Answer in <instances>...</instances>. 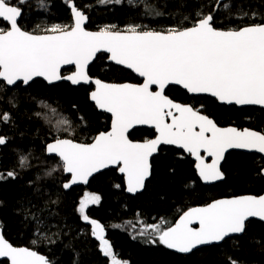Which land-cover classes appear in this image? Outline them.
<instances>
[{"label":"snow or ice","instance_id":"1","mask_svg":"<svg viewBox=\"0 0 264 264\" xmlns=\"http://www.w3.org/2000/svg\"><path fill=\"white\" fill-rule=\"evenodd\" d=\"M63 2L70 13V23L29 31L23 23L25 6L32 0H0V24L6 25L0 26V91L27 90L37 78L48 85L68 81L74 86H93L89 99L98 111L110 114V130L99 132L91 142L56 135L44 145L45 155L59 161V167H53L47 175L62 171L66 175L63 190L87 185L96 174L115 169L123 177V190L135 196L144 191L153 175V158L165 148L194 158L199 181L205 185L225 180L221 165L230 150L252 154L255 174L264 179V131L220 126L203 111V104L197 107L177 102L166 93L170 86H180L193 97L209 96L223 106L246 112L257 106L264 110V13L238 12L243 0H167L165 7L179 10L175 15L157 10L145 0ZM49 7L48 0H41V11ZM96 7L126 15L131 14L130 8H140L145 15L156 17L157 23L167 17V26L128 23L121 27L109 23L92 31L88 28L89 13ZM98 54H106L113 65L130 70L142 82L115 83L92 76L89 66ZM5 100L12 108L17 107L12 98L0 96V103ZM38 103L56 114V109L44 100ZM72 107L80 126L87 129V120L76 105ZM35 115L39 117L41 113ZM44 118L52 123L48 116ZM14 123L10 111L0 112V124ZM138 126L153 129L154 137L130 139ZM55 128L67 131L71 122L60 117ZM8 142L9 137L0 135V146ZM17 167H31L27 155L18 157ZM175 171L174 166L169 168V172ZM19 175L15 168L0 171V183L16 180ZM114 187L120 189L121 184ZM101 199L99 194L86 193L78 201V216L90 226V235L98 242L101 255L109 258L110 264H121L105 226L89 214L90 207L99 206ZM32 218L37 219L35 215ZM136 224H132L136 232L133 239L139 236L146 243L184 255L213 248L221 264H241L235 253L242 240L264 249V235L251 234L257 224L264 225V195L215 199L184 211L171 224L163 219L151 224L138 219ZM45 239L49 244L56 243L50 237ZM0 264L57 262L28 247L14 246L0 228ZM73 264H77L75 259Z\"/></svg>","mask_w":264,"mask_h":264},{"label":"trees","instance_id":"2","mask_svg":"<svg viewBox=\"0 0 264 264\" xmlns=\"http://www.w3.org/2000/svg\"><path fill=\"white\" fill-rule=\"evenodd\" d=\"M48 2V11L40 10L41 0H32L29 6H25V29L40 30L54 23L71 22L63 0ZM145 2L160 11L174 15L179 12L171 6L165 7L167 0ZM80 3H85V0H80ZM35 9L38 11L31 15ZM237 11L264 13V4L261 0H243V5ZM105 13L106 16L103 15ZM130 13L126 15L119 10L96 7L89 13L91 22L88 28L96 31L109 23L121 27L128 23H144L153 28L167 26V17L157 23L156 17L145 15L140 8H130ZM100 16L104 18H98ZM105 57L106 55H99L91 65L92 76L107 82L139 83L133 73L107 63ZM90 90L91 87H74L66 82L48 85L37 80L27 90L18 88L14 91H0V96L12 98L17 105L12 108L6 100L0 103V112L10 111L15 121L10 126L0 124V135L9 137V142L0 146V171L15 168L20 173L16 180L0 183V201L3 202L0 204V227L4 229L7 240L15 246L37 250L49 259H54L57 264H73L74 259L77 264H110L109 258L103 257L98 251V242L91 237L90 226L78 216V201L86 192H91L99 194L102 199L99 206L90 207V217L106 227L107 238L121 264L124 261L130 264H221V257L213 248L184 255L161 245L146 243L145 238L139 236L133 239L136 232L133 231L132 224H136L138 219H143L145 224L156 223L161 219L171 224L184 211L205 206L215 199L264 194V179L255 174L252 154L229 153L223 164L226 180L214 185H204L199 181L195 162L190 157L179 150L165 148L158 157L153 158V175L141 194L131 196L126 193L123 190V177L115 169L97 175L87 187L65 191L61 188L66 179L62 171L47 175L53 167H59V161L45 155L43 148L56 135L88 143L99 132L110 130V116L95 108L89 99ZM167 94L178 102L197 107L203 104V111L221 125L264 131V110L260 108L253 107L246 112L220 105L211 97L190 96L177 87L170 88ZM40 100L56 109V114L50 109L42 108L38 103ZM73 105L77 106L80 114L87 120V129L80 126ZM36 112H40L41 116H36ZM45 116L52 120L51 124L45 120ZM60 117H67L71 122V128L67 131L55 128L56 120ZM154 135V131L140 128L134 130L130 138L145 140ZM20 155L28 156L31 167L26 170L17 167ZM173 166L176 168L175 173L169 172V168ZM117 183L121 184L120 189L114 187ZM137 213L140 214L139 217ZM33 215L37 219H33ZM114 225L121 227L116 228ZM136 227L139 229L140 225L136 224ZM251 234L264 235V225L257 224ZM45 237L56 240V243L49 244ZM33 240L37 243L33 244ZM235 256L241 264H264V249L248 240L241 241V248Z\"/></svg>","mask_w":264,"mask_h":264},{"label":"water","instance_id":"3","mask_svg":"<svg viewBox=\"0 0 264 264\" xmlns=\"http://www.w3.org/2000/svg\"><path fill=\"white\" fill-rule=\"evenodd\" d=\"M89 26V25H88ZM90 30V29H89ZM92 31H95V30H92ZM99 55H101V54H98V56ZM106 55V54H105ZM96 61V60H95ZM95 61H93V63L95 62ZM108 62L110 63V64H112L109 60H108ZM93 63L91 64V65H93ZM91 65L89 66V67H91ZM67 67H70V66H67ZM117 67H119V66H117ZM127 71H130V70H127ZM131 72V71H130ZM131 73H133V72H131ZM136 77H137V79L139 80V83H141L142 82V78H140V77H138L135 73H133ZM37 80H42L43 81V79L42 78H37ZM36 80V81H37ZM45 82V81H44ZM62 82H66V83H69V84H71L70 82H68V81H60V82H57V83H55V84H59V83H62ZM34 83V82H33ZM126 83H130V82H126ZM55 84H53V85H55ZM136 84H138V83H136ZM72 85V84H71ZM72 86H74V85H72ZM81 86H83V85H81ZM74 87H79V86H74ZM87 87H93V86H87ZM171 87H177V88H180L181 90H183V91H185L184 89H182L180 86H170L168 89H166V93L168 92V90L171 88ZM186 92V91H185ZM168 95V94H167ZM169 96V95H168ZM191 96V95H190ZM170 97V96H169ZM200 97V96H199ZM204 97V96H203ZM206 97H209V96H206ZM171 98V97H170ZM212 98V97H211ZM91 101V100H90ZM176 101V100H175ZM92 102V101H91ZM178 102V101H177ZM93 103V102H92ZM94 104V103H93ZM256 108H259L258 106L256 107ZM99 112H101V111H99ZM103 113V112H102ZM104 114H107V113H104ZM107 115H109L110 116V114H107ZM233 126V125H232ZM237 127V126H236ZM140 128H146V129H149V130H153V129H151V128H148L147 126H138L136 129H140ZM136 129H133L132 130V132L134 131V130H136ZM154 131V130H153ZM131 132V133H132ZM130 133V134H131ZM131 139V138H130ZM133 141H143V140H133ZM231 152H244V151H241V150H230L228 153H226V157H227V155L229 154V153H231ZM245 153H247V152H245ZM226 157H225V160H226ZM155 158V157H154ZM191 158V157H190ZM193 161H194V158H191ZM211 158H209V160H210ZM225 160L222 162V165H221V167L223 168V164H224V162H225ZM195 162V161H194ZM107 170H110V169H107ZM107 170H104V171H102L101 173H103V172H105V171H107ZM223 170V169H222ZM101 173H98V174H96L94 177H96L97 175H99V174H101ZM93 177V178H94ZM226 177V176H225ZM92 178V179H93ZM91 179V180H92ZM151 179V178H150ZM149 179V180H150ZM91 180L89 181V183L91 182ZM225 180H226V178H225ZM224 180V181H225ZM148 182V181H147ZM147 182H146V184H147ZM221 182H223V181H220V182H217V183H215V184H218V183H221ZM89 183L87 184V185H78V186H74L73 188H75V187H87L88 185H89ZM205 185V184H204ZM214 185V184H213ZM145 188H146V185H145ZM71 190V189H70ZM68 191V190H67ZM144 191H145V189H144ZM143 191V192H144ZM143 192H141V193H143ZM141 193H137L136 195H138V194H141ZM129 195H131V194H129ZM135 195V196H136ZM262 195H264V194H262ZM131 196H133V195H131ZM229 198H231V197H229ZM222 199V198H221ZM199 207H201V206H199ZM194 227H196V225H194ZM1 228V227H0ZM106 228V227H105ZM2 230H3V234H4V229L2 228ZM106 232H107V230H106ZM5 235V234H4ZM6 238V237H5ZM7 239V238H6ZM10 242V241H9ZM15 246V245H14ZM17 247H19V246H17ZM31 249V248H30ZM32 250H34V249H32ZM35 251H37V250H35ZM38 252V251H37ZM39 254H42V253H40V252H38ZM42 255H44V254H42ZM46 256V255H45ZM47 257V256H46Z\"/></svg>","mask_w":264,"mask_h":264},{"label":"flooded vegetation","instance_id":"4","mask_svg":"<svg viewBox=\"0 0 264 264\" xmlns=\"http://www.w3.org/2000/svg\"><path fill=\"white\" fill-rule=\"evenodd\" d=\"M2 25V24H1ZM3 26H5L6 27V25H3ZM103 55H105V54H103ZM107 63H109L108 62V60H107ZM92 88V87H91ZM172 88V87H171ZM182 103V102H181ZM185 104H188V103H185ZM211 117V116H210ZM220 126H232V125H221L220 124ZM234 126V125H233ZM153 131V130H152ZM243 153H245V152H243ZM245 154H249V153H245ZM186 155V154H185ZM187 156V155H186ZM223 169V168H222Z\"/></svg>","mask_w":264,"mask_h":264},{"label":"rangeland","instance_id":"5","mask_svg":"<svg viewBox=\"0 0 264 264\" xmlns=\"http://www.w3.org/2000/svg\"><path fill=\"white\" fill-rule=\"evenodd\" d=\"M230 2H231V0H230ZM37 11H38V10L35 9V11H33V13H32L31 15H34ZM103 15L106 16V13L103 14ZM98 18H104V17H101V16H100V17H98ZM39 24H41V23H39ZM0 26H3V25L0 24ZM86 193H89V192H86ZM86 193H85V194H86Z\"/></svg>","mask_w":264,"mask_h":264}]
</instances>
